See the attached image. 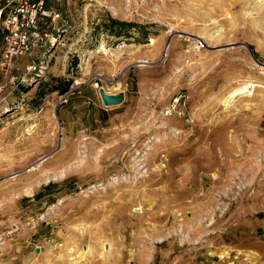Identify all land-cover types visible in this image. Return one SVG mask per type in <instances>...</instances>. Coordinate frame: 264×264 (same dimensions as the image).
I'll list each match as a JSON object with an SVG mask.
<instances>
[{"label": "rangeland", "instance_id": "rangeland-1", "mask_svg": "<svg viewBox=\"0 0 264 264\" xmlns=\"http://www.w3.org/2000/svg\"><path fill=\"white\" fill-rule=\"evenodd\" d=\"M46 8L43 59L0 27V264H264V0Z\"/></svg>", "mask_w": 264, "mask_h": 264}, {"label": "built area", "instance_id": "built-area-1", "mask_svg": "<svg viewBox=\"0 0 264 264\" xmlns=\"http://www.w3.org/2000/svg\"><path fill=\"white\" fill-rule=\"evenodd\" d=\"M57 13H52L46 8V0H0V27L2 34V65H14L18 58L32 56L36 48H40L41 58L46 55V48L52 45L55 38L39 31L47 19L54 21ZM205 47L202 41L195 42V48L200 50ZM46 63L42 60L36 65L32 62L27 66L29 71L40 72ZM110 94L109 92H105ZM186 96L174 99L178 103Z\"/></svg>", "mask_w": 264, "mask_h": 264}, {"label": "trees", "instance_id": "trees-1", "mask_svg": "<svg viewBox=\"0 0 264 264\" xmlns=\"http://www.w3.org/2000/svg\"><path fill=\"white\" fill-rule=\"evenodd\" d=\"M139 29L141 30V26L136 25L134 23H128L123 21H118L116 19L110 18L108 20V24H104L105 33H107L111 37L115 38H127L129 36V32L131 29ZM143 40L146 39L145 35H143ZM69 84H66L64 88H61L59 85L52 86L50 92H65L68 89ZM45 95H40L43 98Z\"/></svg>", "mask_w": 264, "mask_h": 264}, {"label": "water", "instance_id": "water-1", "mask_svg": "<svg viewBox=\"0 0 264 264\" xmlns=\"http://www.w3.org/2000/svg\"><path fill=\"white\" fill-rule=\"evenodd\" d=\"M98 93H99L100 99L102 101V104L105 107L118 106L123 101V95L122 94L110 95V94L105 93V91L102 89H100Z\"/></svg>", "mask_w": 264, "mask_h": 264}, {"label": "bare ground", "instance_id": "bare-ground-1", "mask_svg": "<svg viewBox=\"0 0 264 264\" xmlns=\"http://www.w3.org/2000/svg\"><path fill=\"white\" fill-rule=\"evenodd\" d=\"M149 44H151V39H150V43ZM123 46H120V48H122ZM260 86L258 85V84H247L245 87H244V90H243V95L242 96H244V97H248V96H250V97H252L253 96V94H254V91H255V89L256 88H259ZM36 166H38V167H36ZM35 167H33L32 168V170L33 171H35L36 169H38L40 166L39 165H36ZM50 250H53V247H50ZM83 251L84 252H87L88 251V249L87 248H85V249H83ZM70 259H73V258H70Z\"/></svg>", "mask_w": 264, "mask_h": 264}, {"label": "crops", "instance_id": "crops-1", "mask_svg": "<svg viewBox=\"0 0 264 264\" xmlns=\"http://www.w3.org/2000/svg\"><path fill=\"white\" fill-rule=\"evenodd\" d=\"M115 39L118 40V39H120V38H115ZM114 108H115V107H111V108H109L108 110H107V109H103V110H104L105 112H107V111H110V112H111V111L115 110Z\"/></svg>", "mask_w": 264, "mask_h": 264}]
</instances>
